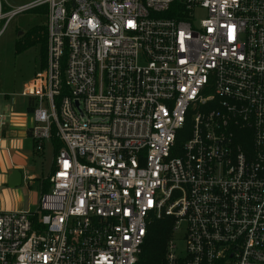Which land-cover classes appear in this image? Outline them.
Returning a JSON list of instances; mask_svg holds the SVG:
<instances>
[{"label": "built area", "instance_id": "obj_1", "mask_svg": "<svg viewBox=\"0 0 264 264\" xmlns=\"http://www.w3.org/2000/svg\"><path fill=\"white\" fill-rule=\"evenodd\" d=\"M4 6L0 35L46 8L19 95L62 147L36 210L0 211V264H139L164 216L160 264H264V0Z\"/></svg>", "mask_w": 264, "mask_h": 264}, {"label": "crops", "instance_id": "obj_2", "mask_svg": "<svg viewBox=\"0 0 264 264\" xmlns=\"http://www.w3.org/2000/svg\"><path fill=\"white\" fill-rule=\"evenodd\" d=\"M32 1L34 0L29 2ZM3 2L5 6L10 7L6 1ZM27 82L28 80L23 83L22 88ZM18 92L0 91V211H23L21 190L17 186L8 185L12 171L21 172V183L24 182L29 187L34 186L35 193L29 203H36V208L44 180L48 176L40 177L41 157L46 143L51 144V142L46 141L42 151L34 150L33 140L28 134V129L33 123L30 111L32 100L18 95Z\"/></svg>", "mask_w": 264, "mask_h": 264}, {"label": "rangeland", "instance_id": "obj_3", "mask_svg": "<svg viewBox=\"0 0 264 264\" xmlns=\"http://www.w3.org/2000/svg\"><path fill=\"white\" fill-rule=\"evenodd\" d=\"M4 1L10 7H16L31 0ZM37 8L15 15L0 35V91L20 92L23 83L29 81L34 72L45 64L41 51L43 38L46 42V16L39 13ZM203 14L202 10H198L195 18H201ZM52 156V146L46 143L41 157V178L50 173ZM17 188L23 196V211L34 210L36 203H29L35 193L34 186L29 187L22 182Z\"/></svg>", "mask_w": 264, "mask_h": 264}, {"label": "trees", "instance_id": "obj_4", "mask_svg": "<svg viewBox=\"0 0 264 264\" xmlns=\"http://www.w3.org/2000/svg\"><path fill=\"white\" fill-rule=\"evenodd\" d=\"M4 9H8L4 6ZM38 12L45 16L46 8L41 6L37 8ZM42 57L46 56V42L43 38L42 41ZM44 66V64L42 65ZM181 134V133H180ZM181 138H177L176 142L180 143ZM53 156L62 147V143L52 134L50 138ZM52 167V166H51ZM48 188L47 179L44 180L42 191ZM172 226V219L170 217L164 216L160 219H155L147 228V236L143 246V250L140 255L139 264H160L163 260L165 243L170 235V228Z\"/></svg>", "mask_w": 264, "mask_h": 264}, {"label": "water", "instance_id": "obj_5", "mask_svg": "<svg viewBox=\"0 0 264 264\" xmlns=\"http://www.w3.org/2000/svg\"><path fill=\"white\" fill-rule=\"evenodd\" d=\"M22 180V174L19 171H12L9 179H8V185L10 186H18L21 183Z\"/></svg>", "mask_w": 264, "mask_h": 264}]
</instances>
